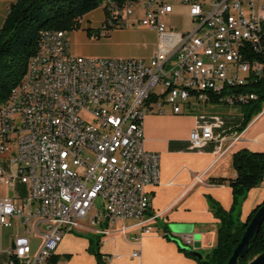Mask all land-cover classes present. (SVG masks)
Masks as SVG:
<instances>
[{
	"label": "built area",
	"instance_id": "obj_1",
	"mask_svg": "<svg viewBox=\"0 0 264 264\" xmlns=\"http://www.w3.org/2000/svg\"><path fill=\"white\" fill-rule=\"evenodd\" d=\"M101 7L103 18L96 29L87 27L90 34L144 27L156 35L154 50L149 58L80 56L68 51L69 31L41 33L21 81L0 104V152L13 145L16 165L9 173L0 166V182L27 188L20 204L0 197V230L24 228L0 248L3 264H49L66 233L106 235L115 222L139 258L141 239L155 233L150 188L159 183L160 162L144 147V117L185 114L216 96L229 106L258 99L248 85L264 79V0H125L121 7L104 0ZM181 8L188 23L173 27ZM224 123L201 114L190 148L220 141L224 131L214 130ZM241 137L235 130L220 155ZM31 233L40 237L35 250ZM161 235L183 248L195 242L194 232Z\"/></svg>",
	"mask_w": 264,
	"mask_h": 264
},
{
	"label": "crops",
	"instance_id": "obj_2",
	"mask_svg": "<svg viewBox=\"0 0 264 264\" xmlns=\"http://www.w3.org/2000/svg\"><path fill=\"white\" fill-rule=\"evenodd\" d=\"M15 1L0 0V28L10 4ZM84 19L87 21H85L86 24H92L88 18V13L83 15ZM86 24L83 22L80 28L72 30L68 34V51L74 55L84 56L89 51L91 34L87 33L88 26ZM90 29L93 28L90 27ZM119 30L121 29L112 30L108 37H115ZM122 30H128L131 33L150 31L144 27L122 28ZM154 45L150 55H152ZM158 115L177 114L168 111ZM221 117L225 123L221 129L214 131L215 133L224 131L223 138L218 142L212 141L201 149H191L188 141L189 133L196 125L198 118L195 119L194 125L184 132V136L172 135V137L160 140L158 137H145L144 133L145 149L158 153L160 162L159 183L150 188L152 192L150 211L157 215L152 224L155 233L148 234L141 239L139 258L131 256V253L138 246L122 236L119 231L121 224L115 222L110 226L112 232L106 235H99L86 229H76L66 233L54 254L57 255V259L53 264H97L95 256L88 251L90 246L89 235L99 236V251L101 254L108 255L106 264H196L195 259L179 249L180 244L176 240L161 235V232L168 231L174 234L173 225L191 224L194 232L200 234V247L211 250L217 242L219 220L211 211L207 196H211L225 210H228L232 205V190L226 183L214 184L209 179L235 176V171L232 168V154L238 149L247 148L251 151H264V114H258L241 131V139L220 155L222 149L228 146L233 132L235 130L240 131L238 128L242 115L234 114L229 117ZM9 147V150L0 152V166L6 173L16 169V165L12 163L14 146L9 145ZM198 174H203L201 181L195 182V176ZM26 194V186L18 180H14L12 185L0 182L1 198H11L20 204L21 199ZM262 201H264V177L260 185L251 188L242 201L240 219L244 221L252 209ZM125 223L130 224L131 221L126 220ZM23 231L22 226L17 227L16 225L6 230H0V248H9L13 236L16 233H23ZM138 231L137 227L128 229L127 236ZM30 238L33 250L37 249L40 244V237L31 233ZM184 249L186 250V248ZM190 249L199 251V248L192 247ZM4 258L0 254V264H3ZM49 264H51L50 261Z\"/></svg>",
	"mask_w": 264,
	"mask_h": 264
},
{
	"label": "trees",
	"instance_id": "obj_3",
	"mask_svg": "<svg viewBox=\"0 0 264 264\" xmlns=\"http://www.w3.org/2000/svg\"><path fill=\"white\" fill-rule=\"evenodd\" d=\"M104 0H16L9 6L8 13L0 28V104L9 96L10 91L21 81L28 61L38 49L41 33L52 30L72 31L79 28L76 20L101 6ZM122 6L125 0H111ZM88 34H90L87 31ZM109 34L107 35V37ZM248 86L258 94V99L239 105L242 115L239 130L258 115L264 103V79L253 81ZM244 87L234 91L245 90ZM211 103H224L216 96ZM232 168L235 176L212 177L214 184H228L232 190L231 208L225 210L218 201L207 196L209 207L219 220L217 242L215 246L200 260L191 256L183 247L180 250L196 260V264H227L228 259L245 232L246 226L262 201L248 214L240 219V205L248 191L260 185L264 177V151H251L241 148L232 154ZM88 251L95 256L97 264H106V254L99 251V236L89 235ZM264 251V220L259 231L252 237L248 252L238 258V264H246L257 254ZM57 255L50 259L55 263Z\"/></svg>",
	"mask_w": 264,
	"mask_h": 264
},
{
	"label": "rangeland",
	"instance_id": "obj_4",
	"mask_svg": "<svg viewBox=\"0 0 264 264\" xmlns=\"http://www.w3.org/2000/svg\"><path fill=\"white\" fill-rule=\"evenodd\" d=\"M138 15L142 16L141 12L138 13ZM88 18L92 24H86L87 21L85 19L83 20L82 17L83 21L81 22V25H83L84 22L88 27H92L93 30L96 29L99 25L97 27L95 25L100 24L103 18L102 7L99 6L90 11L88 13ZM188 20L185 8H181V11L177 12L176 17L171 20V25L173 27L183 28L187 25ZM91 35L89 51L84 55L88 57L149 58L151 56V48L156 41V36L151 31L131 33L128 30L121 29L115 37H110L112 38L111 40L109 37L96 38L93 34ZM201 114H205V116L218 114L220 116L229 117L234 114H240V107L229 106L224 103L208 102L191 107L185 114H147L143 119L145 137L153 136L162 140L167 137H172V135L184 136V132L190 126L194 125L195 119ZM6 229L7 228H3L2 230ZM199 251L205 255L210 250L204 247H199Z\"/></svg>",
	"mask_w": 264,
	"mask_h": 264
},
{
	"label": "water",
	"instance_id": "obj_5",
	"mask_svg": "<svg viewBox=\"0 0 264 264\" xmlns=\"http://www.w3.org/2000/svg\"><path fill=\"white\" fill-rule=\"evenodd\" d=\"M264 220V203L256 210L254 215L252 216L251 220L249 221L248 225L246 226L245 232L242 235L239 243L234 248L232 255L227 261V264H238V258H242L246 255L249 248V243L252 237L259 231L260 226ZM172 229L177 233L183 232H194L193 225L191 224H175L172 226ZM194 248L200 247V234L194 232ZM186 251L192 255L193 257L197 258V260L202 259L204 256L199 252L192 250L190 248H186ZM246 264H264V251L257 254L253 257L250 261Z\"/></svg>",
	"mask_w": 264,
	"mask_h": 264
}]
</instances>
